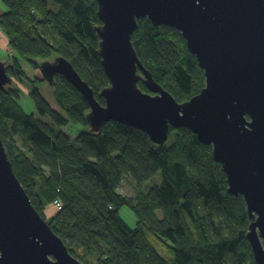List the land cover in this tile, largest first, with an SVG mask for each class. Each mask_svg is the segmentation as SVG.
Segmentation results:
<instances>
[{
    "label": "trees",
    "instance_id": "trees-1",
    "mask_svg": "<svg viewBox=\"0 0 264 264\" xmlns=\"http://www.w3.org/2000/svg\"><path fill=\"white\" fill-rule=\"evenodd\" d=\"M3 3L0 29L9 41L8 73L15 83L0 91V137L37 212L47 222L48 206L58 210L47 223L70 254L82 264H256L246 204L228 193L211 146L185 128L171 129L163 146L116 122L93 133L88 102L64 77L55 78L60 114L40 93L45 81L27 76L23 63L38 69L36 60L62 56L105 105L101 93L110 80L99 55L97 1ZM133 45L156 83L177 102H188L205 87L204 71L177 29L140 19ZM23 79L32 85L36 114H27L19 102ZM138 86L151 94L143 79ZM71 125L85 128L75 140L62 132ZM159 173L162 184L146 189ZM125 177L134 197L118 192ZM124 208L132 211L135 228L122 217Z\"/></svg>",
    "mask_w": 264,
    "mask_h": 264
},
{
    "label": "water",
    "instance_id": "water-1",
    "mask_svg": "<svg viewBox=\"0 0 264 264\" xmlns=\"http://www.w3.org/2000/svg\"><path fill=\"white\" fill-rule=\"evenodd\" d=\"M99 55L110 80L101 97L61 57L40 66L51 85L64 77L88 102L93 133L118 124L140 130L158 146L171 129H188L227 177L228 193L242 197L256 264H264V0H96ZM181 32L205 87L186 103L164 90L133 45L138 20ZM144 80L150 93L138 86ZM13 84L0 61V91ZM0 264H82L32 205L0 137Z\"/></svg>",
    "mask_w": 264,
    "mask_h": 264
},
{
    "label": "rangeland",
    "instance_id": "rangeland-1",
    "mask_svg": "<svg viewBox=\"0 0 264 264\" xmlns=\"http://www.w3.org/2000/svg\"><path fill=\"white\" fill-rule=\"evenodd\" d=\"M3 10H4V12L7 11L5 6H4L3 0H0V12H2ZM1 16H2V14H0V17ZM54 35H56V33ZM9 50H10V46H9ZM11 55H12L11 51L7 52L0 45V61L7 63L8 67L13 66L12 60H10ZM61 57L62 56H57L55 54V55L51 56L50 58H48V60H46L47 58L36 60L35 63L38 65V67H39L38 69L33 68V66L31 64H29L28 62L23 63V67H24V70H25L27 76L30 79L39 78V79H43L45 81L42 84V86L40 87L41 95L49 103V105L51 106V108L53 110L59 112L60 114H63L58 107L57 99H55V94H56V90H57L55 82H54V84L51 85L46 79H44L43 74H42L41 69H40V66L43 63H45V62H51L52 63ZM22 81H23V83L20 84V86H21V89H22L24 94L22 95L19 102L27 114H29V115L36 114V106H35V103H34L32 97L30 96V92L32 91V85H30V83L27 79H23ZM14 83L15 82L13 80V84ZM13 84H11V86H7V89H10L11 87H13ZM38 118L40 120L49 121L48 118L44 119V118H41L39 116H38ZM84 130H85V128L81 125H78V126L71 125L69 127L62 128V132L66 136L71 138L72 140L77 139L78 135L81 132H83ZM169 140H170V136H169ZM169 140H168V142H169ZM18 141H19V139H18ZM162 182H163L162 174L159 173L153 179H151L148 183H146L145 188L150 189L156 185H161ZM118 192L121 195L128 196V197H134L136 195L135 190L133 188V185L131 183V180L128 177H125V179L122 181V184L118 189ZM54 207L48 206V208L45 210V216H46L47 222H51L53 217L56 216V214H57L58 210H56ZM59 210H61V209H59ZM121 215L130 227H132V228L136 227L137 221H136V219H135V217H134V215L130 209L124 208L121 211ZM158 243H159V245L161 244V242H158ZM160 250L166 256V258H170L171 255H169L167 253V249L159 248V246H158V251H160Z\"/></svg>",
    "mask_w": 264,
    "mask_h": 264
},
{
    "label": "crops",
    "instance_id": "crops-1",
    "mask_svg": "<svg viewBox=\"0 0 264 264\" xmlns=\"http://www.w3.org/2000/svg\"><path fill=\"white\" fill-rule=\"evenodd\" d=\"M4 10L0 12V14H3ZM0 45L2 48H4L7 52H10L9 50V41L8 38L3 34V32L0 29Z\"/></svg>",
    "mask_w": 264,
    "mask_h": 264
},
{
    "label": "built area",
    "instance_id": "built-area-1",
    "mask_svg": "<svg viewBox=\"0 0 264 264\" xmlns=\"http://www.w3.org/2000/svg\"><path fill=\"white\" fill-rule=\"evenodd\" d=\"M56 206H57L58 209H61V205H60V203L58 201L56 202Z\"/></svg>",
    "mask_w": 264,
    "mask_h": 264
},
{
    "label": "flooded vegetation",
    "instance_id": "flooded-vegetation-1",
    "mask_svg": "<svg viewBox=\"0 0 264 264\" xmlns=\"http://www.w3.org/2000/svg\"><path fill=\"white\" fill-rule=\"evenodd\" d=\"M57 76H60V75H57ZM62 77V76H61ZM56 78V77H55Z\"/></svg>",
    "mask_w": 264,
    "mask_h": 264
}]
</instances>
